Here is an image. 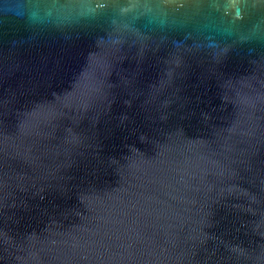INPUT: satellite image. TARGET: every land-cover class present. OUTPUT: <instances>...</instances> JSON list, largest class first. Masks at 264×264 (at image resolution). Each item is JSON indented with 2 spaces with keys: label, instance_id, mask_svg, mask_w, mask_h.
I'll list each match as a JSON object with an SVG mask.
<instances>
[{
  "label": "water",
  "instance_id": "1",
  "mask_svg": "<svg viewBox=\"0 0 264 264\" xmlns=\"http://www.w3.org/2000/svg\"><path fill=\"white\" fill-rule=\"evenodd\" d=\"M0 264H264V0H0Z\"/></svg>",
  "mask_w": 264,
  "mask_h": 264
}]
</instances>
